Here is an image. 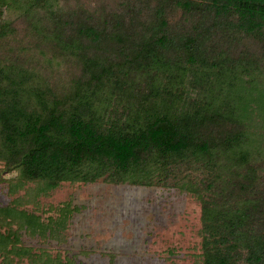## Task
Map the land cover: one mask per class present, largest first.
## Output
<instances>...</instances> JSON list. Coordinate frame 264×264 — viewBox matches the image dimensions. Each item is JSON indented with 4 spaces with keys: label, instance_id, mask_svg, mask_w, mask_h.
<instances>
[{
    "label": "trees",
    "instance_id": "trees-1",
    "mask_svg": "<svg viewBox=\"0 0 264 264\" xmlns=\"http://www.w3.org/2000/svg\"><path fill=\"white\" fill-rule=\"evenodd\" d=\"M171 178L200 264H264V0H0V264H82L44 246L76 210L41 203L62 183Z\"/></svg>",
    "mask_w": 264,
    "mask_h": 264
},
{
    "label": "rangeland",
    "instance_id": "rangeland-1",
    "mask_svg": "<svg viewBox=\"0 0 264 264\" xmlns=\"http://www.w3.org/2000/svg\"><path fill=\"white\" fill-rule=\"evenodd\" d=\"M227 48L233 59H251L253 44L248 41L228 43ZM234 48L241 54H235ZM184 174L185 181L197 185L208 173L189 168ZM13 176L6 173L3 177ZM175 180L171 178L168 186L109 184L102 179L62 183L41 203L45 207L70 203L76 210L58 240L44 246L62 257L68 252L77 255L82 264H200L201 206L192 193L173 187ZM10 200L0 183V205Z\"/></svg>",
    "mask_w": 264,
    "mask_h": 264
}]
</instances>
